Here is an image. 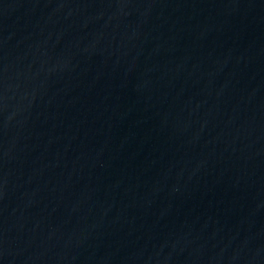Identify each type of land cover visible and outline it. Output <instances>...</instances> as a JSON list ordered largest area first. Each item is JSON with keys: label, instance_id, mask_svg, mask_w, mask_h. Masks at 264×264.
Here are the masks:
<instances>
[{"label": "water", "instance_id": "95a60500", "mask_svg": "<svg viewBox=\"0 0 264 264\" xmlns=\"http://www.w3.org/2000/svg\"><path fill=\"white\" fill-rule=\"evenodd\" d=\"M264 222V0H0V264H156Z\"/></svg>", "mask_w": 264, "mask_h": 264}]
</instances>
